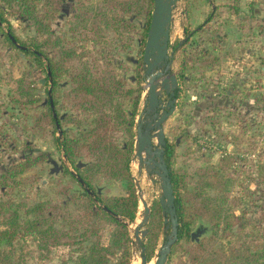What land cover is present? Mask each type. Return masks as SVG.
Here are the masks:
<instances>
[{
    "label": "rangeland",
    "instance_id": "1",
    "mask_svg": "<svg viewBox=\"0 0 264 264\" xmlns=\"http://www.w3.org/2000/svg\"><path fill=\"white\" fill-rule=\"evenodd\" d=\"M102 1L62 0L52 29L58 34L65 33L77 52L101 50L112 56L110 62L116 76L126 90H131L128 97L121 99L127 118L132 115L134 99H139L132 126L135 140L136 120L147 90L142 53L138 52L142 47L140 35L146 24V11L138 17H129L133 32L125 28L119 36L103 28L106 43H95L88 39L79 16L84 11L87 17L94 16ZM0 11L10 24V28L7 22L0 24V176L24 155L43 157L0 187V229H3L14 217L21 221L31 218L26 211L40 202L59 204L62 214L82 207L85 202L76 199L80 195L85 197L86 188L67 173V169L75 174L77 170L63 157L59 132L44 115L50 112L51 98L60 126L69 135L87 128L92 116L74 111L64 98L69 86L67 76L58 79L52 92V81L44 67L37 66L31 55L9 41L7 34L20 46L21 42L28 46L35 34L31 22L13 14L1 1ZM172 14L169 51H173L171 71L178 76V94L175 110L163 123L166 140L173 144L172 168L192 188L196 185L198 167L216 164L221 155L233 153L234 163L225 175L234 179L231 197L238 198L239 204L231 203L229 208L255 221L264 188L260 178L261 174L264 177V0H178ZM126 140L123 135L121 146ZM133 155L134 151L130 159L132 177L139 180L142 194L146 193V201L152 208L160 195L159 184L156 180L152 182L156 177H147L144 169L138 172ZM75 162L87 165L90 160L76 158ZM93 186L103 194L124 195L126 182L96 176ZM142 214L139 200L136 217L128 223L133 241L131 264L140 263L133 228ZM158 215L160 222L149 261L152 263L169 232L161 210ZM62 224L63 220L58 222ZM112 229L113 225L106 227L104 241L108 242ZM211 230L202 218L191 224L196 238L209 235ZM1 247L12 253L16 264H75L72 256L86 249L87 244L46 249L38 245L34 236L18 233L11 244L2 242ZM178 255L182 253L174 254L166 264H174ZM119 256L120 253L111 258L110 264H115Z\"/></svg>",
    "mask_w": 264,
    "mask_h": 264
},
{
    "label": "trees",
    "instance_id": "2",
    "mask_svg": "<svg viewBox=\"0 0 264 264\" xmlns=\"http://www.w3.org/2000/svg\"><path fill=\"white\" fill-rule=\"evenodd\" d=\"M0 1L8 5L13 14L31 22L35 34L28 46L21 42L25 47L21 50L31 55L37 66L44 67L47 78L52 81V92L58 86V79L67 76L69 86L64 91V98L74 111L88 112L92 116L87 128L76 135H69L61 128L58 118L53 116L49 105L50 112L44 117L59 132L63 157L77 170L75 174L67 169V173L75 176L76 181L86 188L85 197L80 195L76 199L85 203L74 212L62 214L59 204L40 202L26 211L32 215L31 218L21 221L14 217L7 221L6 226L0 229V264H16L12 253L1 245L2 242L11 244L18 233L34 236L38 245L46 249L50 246L72 248L87 244L86 249L72 256L75 264H110L111 258L118 253L120 256L115 264H131L133 241L128 223L136 217L139 199L130 171V159L134 149L132 126L139 99H134L132 115L127 118L121 99L128 97L131 90H126L122 80L116 76L110 62L112 56L101 50L82 49L77 52L65 33L53 31L52 22L61 10L62 0ZM152 3L153 0H103L94 16L87 17L84 11L79 20L84 23L88 39L95 43H106L103 28L119 36L125 28L133 32L129 17H138L146 11V24L140 35L142 47L138 51L142 53ZM3 15L0 11V21L7 22L10 28L9 21ZM7 37L14 44L8 34ZM96 54L101 57H96ZM212 59L216 61V58ZM123 135L127 136V140L121 146ZM172 156L173 144L166 140L164 159L170 169L178 220V239L171 247L168 262L174 254L181 252L182 256L178 255L174 264H264V188L260 193L262 201L258 218L253 221L229 208L231 203L234 206L239 204L238 198L231 197L234 179L225 175L234 163L233 153L221 155L216 164L198 167L195 172L196 185L192 188H188L183 176L173 170ZM42 158L24 155L22 160L10 165L1 174L0 187L7 185ZM76 158L90 162L83 165L76 163ZM96 176L103 180L125 181V194L108 195L98 191L93 186ZM260 178L264 182L262 174ZM160 210L159 202L156 201L151 208L145 242L142 244L147 261L154 250ZM196 218H202L210 224L212 230L209 235L195 237L191 224ZM61 220L63 224L58 225ZM108 225H113V229L106 242L103 232Z\"/></svg>",
    "mask_w": 264,
    "mask_h": 264
},
{
    "label": "water",
    "instance_id": "3",
    "mask_svg": "<svg viewBox=\"0 0 264 264\" xmlns=\"http://www.w3.org/2000/svg\"><path fill=\"white\" fill-rule=\"evenodd\" d=\"M178 0H153L150 21L146 31L145 43L142 52L143 76L146 78V95L143 98V109L136 120L133 157L138 162V172H146V176H155L159 184L160 195L158 202L164 216L165 229H169L162 245L157 250L152 264H166L171 254V247L178 239V220L175 208V195L169 176L170 169L164 159L166 136L163 123L176 108V91L178 78L171 71L173 51H169L170 27L173 20V9ZM1 24V21H0ZM12 42L20 48L15 38L9 34ZM48 75L50 72L48 71ZM50 93V90H49ZM169 99L162 103L163 95ZM53 116L56 117L54 106L50 98ZM159 106L161 111L155 112ZM153 112L150 119L149 113ZM137 196L143 205V214L140 222L133 228V236L137 247L140 249V263L149 264L144 255L143 239L147 233L151 207L143 199L139 180L133 177Z\"/></svg>",
    "mask_w": 264,
    "mask_h": 264
},
{
    "label": "flooded vegetation",
    "instance_id": "4",
    "mask_svg": "<svg viewBox=\"0 0 264 264\" xmlns=\"http://www.w3.org/2000/svg\"><path fill=\"white\" fill-rule=\"evenodd\" d=\"M177 78H178V76H177ZM177 94H178V90L176 91V97H177ZM169 99V97H168V95H163V97H162V103L163 104H165L166 103V101ZM53 111V110H52ZM159 111H161V108L159 107V106H157L156 108H155V112H159ZM152 115H153V112H151V113H149L148 114V116L146 117L147 119H150L151 117H152ZM57 117V116H56Z\"/></svg>",
    "mask_w": 264,
    "mask_h": 264
},
{
    "label": "bare ground",
    "instance_id": "5",
    "mask_svg": "<svg viewBox=\"0 0 264 264\" xmlns=\"http://www.w3.org/2000/svg\"><path fill=\"white\" fill-rule=\"evenodd\" d=\"M141 187V186H140ZM144 191V190H143ZM143 199L146 200V193L144 192V194L142 195ZM152 262H149V264H151ZM139 264V263H138Z\"/></svg>",
    "mask_w": 264,
    "mask_h": 264
}]
</instances>
